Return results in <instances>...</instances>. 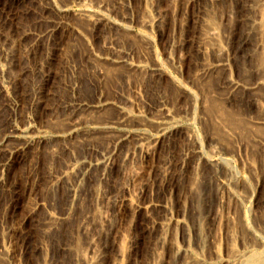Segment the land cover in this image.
Here are the masks:
<instances>
[{"label": "rangeland", "instance_id": "rangeland-1", "mask_svg": "<svg viewBox=\"0 0 264 264\" xmlns=\"http://www.w3.org/2000/svg\"><path fill=\"white\" fill-rule=\"evenodd\" d=\"M263 42L264 0H0V264L264 254V139L241 129L264 114ZM214 95L236 115L225 141ZM94 105L107 126L132 113L142 139L70 131Z\"/></svg>", "mask_w": 264, "mask_h": 264}, {"label": "bare ground", "instance_id": "bare-ground-1", "mask_svg": "<svg viewBox=\"0 0 264 264\" xmlns=\"http://www.w3.org/2000/svg\"><path fill=\"white\" fill-rule=\"evenodd\" d=\"M79 17H82L81 16V14H78V18ZM79 19H82V18H79ZM84 19V18H83ZM146 22H148V20L146 21ZM87 24V23H86ZM81 25V24H80ZM83 26V25H82ZM210 28V27H209ZM209 28H208V30H209ZM126 32V31H125ZM125 32H123V33H125ZM209 32V34L211 35V37L213 36H215V29L214 28H212L211 27V29L208 31ZM126 34H128V33H126ZM131 36V35H130ZM133 36V35H132ZM131 36V37H132ZM128 37H129V35H128ZM210 37V36H209ZM140 41V40H139ZM264 43V42H263ZM263 50H264V46H263ZM262 54H263V52H262ZM264 57V56H263ZM262 57V58H263ZM264 61V60H263ZM97 62L100 64V65H105V64H107V62L106 61H104V60H97ZM106 62V63H105ZM109 65V66H108ZM108 65H106V67L105 66H101L103 69L102 70H104V72L106 73L107 72V68L108 67H110V64L108 63ZM114 66V65H113ZM136 66H138V65H136ZM221 66H223V65H221V63H217V64H215L214 66H212V65H210V66H207L204 70H203V74L201 75L200 74V76H199V79H201L202 80V78L203 79H206V81H207V79H209V81H207V82H211L212 81V79H211V81H210V78H209V76H211V74L212 73H214L213 71H214V69L216 70H218V68L219 69H222L223 67H221ZM114 67H116V66H114ZM132 68V67H131ZM223 70V69H222ZM111 71V70H110ZM263 72H262V74L264 75V68H263V70H262ZM217 72V71H216ZM262 75V77L264 78V76ZM105 77V76H104ZM261 77V76H260ZM107 78V77H106ZM196 78V77H195ZM194 79V78H193ZM197 82V81H196ZM206 83V82H205ZM196 84V83H195ZM204 84V83H203ZM210 84V83H209ZM207 85V83L205 84V85H207V86H209V88H210V86L211 85ZM228 84V83H227ZM240 86L241 85H239V84H237V83H230L229 84V86H228V88H227V90L229 89L230 91H233V90H236V89H241L240 88ZM250 86H252L253 87V85H249V87L248 86H246V87H248V88H251ZM262 85H258V87H260V90L262 89V87H261ZM197 87V86H196ZM201 87V86H200ZM239 87V88H238ZM254 87H256L255 85H254ZM198 88V87H197ZM106 89V88H105ZM202 89V88H201ZM205 89V88H204ZM213 89V88H212ZM244 89V88H243ZM254 89H256V93H258V95L261 97V96H263V91H262V93H261V91L259 90V88L257 89V87L256 88H254ZM226 90V89H225ZM251 90H253V88H251ZM258 90L260 91V93H261V95H260V93L258 92ZM207 91H208V87H207ZM207 91L205 92V93H207ZM211 91V90H210ZM254 92H255V90H253ZM229 92V91H228ZM227 92V93H228ZM234 92V91H233ZM202 93V92H201ZM204 93V92H203ZM223 93V92H222ZM250 93V92H249ZM214 93L212 92V95H213ZM234 94V93H233ZM255 94V93H254ZM202 95V94H201ZM208 95H210V92H209V94ZM257 95V94H256ZM257 95V96H258ZM202 97V96H201ZM210 97V96H209ZM212 97V96H211ZM214 97H216L215 95H214ZM254 97H256V96H254ZM264 97V96H263ZM205 98H207V96L205 97ZM213 98V97H212ZM210 99L209 101L207 100V106L205 105V107H204V105H203V107L205 108V109H203L204 111H205V114H206V116H207V114L209 113V114H213V115H215V119L214 120H216L215 121V123H214V121H213V127H214V130H216L217 132H219L220 130H221V132L223 133V131H224V134H222L223 136H224V141H225V138H226V136H229L228 135V133H227V135H225V127H224V124L226 123V121H228V122H230L231 124H233L232 122H231V120H232V118H233V116L234 115H232V117H231V114L233 113V114H235L233 111L232 112H230V108L229 109H226V107L224 106V101L222 102L221 100V96H220V99L221 100H219V98H217V99ZM192 99V98H191ZM193 99H195V98H193ZM202 99V98H201ZM209 99V98H208ZM260 99V98H259ZM264 99V98H263ZM202 101V100H201ZM190 102H191V104H193V102H192V100H190ZM200 102V101H199ZM203 102V101H202ZM205 103V104H206ZM106 107H107V109H106ZM229 107V106H228ZM227 107V108H228ZM237 109V108H236ZM262 109H263V111H264V105L262 106ZM104 110H108V106H105V105H94V106H92V107H90L89 109H86L84 112H83V114L81 115V117H79V119L78 120H80V119H84L83 121H76V122H74L71 126L73 127V128H71L70 129V131H72L74 128H76V127H78V126H80L81 128H82V130H83V133L85 134V136H88V138L89 137H92L93 136V138H94V136H112V137H117V138H120V137H122V136H124V135H127V134H129V133H133L132 134V136H135L136 137V139H142V136L140 135V132H138L137 131V129H133L131 126H129V122H130V120H134L133 119V116H132V113H130V112H128V111H122L121 113H120V115L115 119V121L113 122V124H114V126H111V125H105L106 123L104 122V124H103V122L102 121H99V119H98V116H96V114L98 113V114H101V112L102 111H104ZM229 110V111H228ZM202 111V110H201ZM207 111V112H206ZM109 112V111H108ZM240 112V111H239ZM260 112H262V110L260 111ZM96 113V114H95ZM201 113H203V112H201ZM161 114V115H160ZM160 114H159V120H157L156 121V125L158 126V131H157V133L153 136V139L151 140V141H153L155 144H157V143H159V141L161 140V137L163 136V134H164V132L165 131H167V130H172L173 129V126H167L165 123H164V121H162L163 120V118H165L168 114H167V112L165 111V110H161V112H160ZM204 114V115H205ZM236 114H238V113H236ZM261 114V113H260ZM263 114V113H262ZM203 115V114H202ZM264 115V114H263ZM262 115V116H263ZM161 116V117H160ZM236 116V115H235ZM234 116V117H235ZM241 115H239V117H240ZM259 117V118H257L258 120H256V121H250L251 122V127H248L249 125H247L246 123V125L245 126H241L240 125V123L241 122H239V124H238V120H239V118L237 119V118H235V120H237V121H235V123L237 122V124H238V126H241L242 128V130H243V127L245 128L246 126H247V129L248 128H251V130H254V132L253 131H249L247 134L249 135V133H251L252 135H250L251 137L253 136V133H255V135L257 136H253V137H256V138H258V139H261L262 141H263V139H264V117ZM204 118H205V116H203ZM242 119L241 120H243V117H241ZM245 120H246V118H244ZM240 121V120H239ZM248 121V120H247ZM136 122H137V124H140L141 122H140V119L139 120H136ZM211 122V121H210ZM244 122V121H243ZM249 122V121H248ZM249 122V123H250ZM230 123H229V125H230ZM223 125V127H222V129H224V130H222L221 128H220V126H222ZM225 125H227V124H225ZM244 125V124H243ZM213 127H211L212 129H213ZM208 128V127H207ZM227 128V127H226ZM230 128V127H229ZM229 128H228V130H229ZM231 128H237V127H231ZM211 130V129H210ZM227 130V129H226ZM236 130V129H235ZM234 129H230V131H235ZM237 130H239V127H238V129ZM245 130V129H244ZM212 131V130H211ZM240 132H243L244 133V131H241V130H239ZM238 131V132H239ZM136 132V133H135ZM217 132H215V134L217 133ZM230 133L231 135H233V133ZM237 132V133H238ZM239 132V133H240ZM253 132V133H252ZM243 133H240V134H238V136H240V138L242 137V134ZM236 134V133H235ZM234 134V135H235ZM246 134V133H245ZM220 136H222L221 134H219ZM247 135V136H248ZM244 136V139H245V137H246V135H243ZM10 137V136H9ZM216 137H219L218 136V134H217V136ZM231 137V136H230ZM234 137V136H233ZM232 137V138H233ZM100 138V137H99ZM220 138V140H222L221 139V137H219ZM248 137H246V139H247ZM255 138V139H256ZM95 139V138H94ZM229 139V138H228ZM249 139H254V138H250L249 137ZM254 139V140H255ZM217 140H218V138H217ZM220 140H218V141H220ZM223 140L221 141V142H223ZM231 141V140H230ZM247 141V140H246ZM250 141V140H249ZM253 141V140H252ZM252 141H251V143H252ZM256 141V140H255ZM254 141V143H257V141L255 142ZM260 141V140H259ZM227 142V141H226ZM226 142H223V143H225L226 144ZM230 143V142H229ZM249 143V142H248ZM258 144V143H257ZM227 145V144H226ZM254 145V144H253ZM254 146H257L256 144L254 145ZM141 149L142 150H144L145 152H147L148 151V149H149V145L148 144H142V146H141ZM264 153V152H263ZM263 155V157H264V154H262ZM256 156V155H255ZM138 173V170L137 169H133L132 171H131V174L132 175H136ZM264 215V214H263ZM262 215V216H263ZM227 221H228V223H230V224H232V226L231 227H229L228 228V230H227V235L229 236V238H231V240H233V237H232V232L235 230V228H234V226H233V220H228L227 219ZM263 221V220H262ZM264 225V224H263ZM169 244H170V248H173V243H172V238H170L169 239ZM234 248V247H233ZM218 247L216 248L215 247V249H214V254H215V257L217 258L218 257V255H219V252H218ZM183 260H182V264H206L205 263V261L202 259V258H200V257H197V256H195L194 254H186V253H184L183 255ZM260 261H263L264 262V254L263 253H261V252H252V253H250V254H247L246 255V257L244 258V259H242L241 261H240V263L239 264H257V262H260ZM153 264H155V263H153Z\"/></svg>", "mask_w": 264, "mask_h": 264}]
</instances>
